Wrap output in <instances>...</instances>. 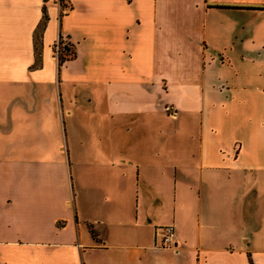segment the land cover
<instances>
[{"label":"crops","instance_id":"0c3cea01","mask_svg":"<svg viewBox=\"0 0 264 264\" xmlns=\"http://www.w3.org/2000/svg\"><path fill=\"white\" fill-rule=\"evenodd\" d=\"M64 1L0 0V264H264V0Z\"/></svg>","mask_w":264,"mask_h":264},{"label":"built area","instance_id":"2783aa9c","mask_svg":"<svg viewBox=\"0 0 264 264\" xmlns=\"http://www.w3.org/2000/svg\"><path fill=\"white\" fill-rule=\"evenodd\" d=\"M64 0H58L59 8H60V15L66 11L64 10L65 7ZM66 38H59L56 40L54 44V53L55 57L59 60V56L63 55L68 48H70V44L65 40ZM157 233L159 234V246L161 247H170L174 237V230L172 226H161L157 228Z\"/></svg>","mask_w":264,"mask_h":264},{"label":"trees","instance_id":"16d2710c","mask_svg":"<svg viewBox=\"0 0 264 264\" xmlns=\"http://www.w3.org/2000/svg\"><path fill=\"white\" fill-rule=\"evenodd\" d=\"M43 10H44V8H43ZM43 18L46 19L45 12L43 14ZM70 53H71V55H70ZM74 56H75V51L73 50V48L72 47L68 48L67 51L65 52V55L59 56V65H61L64 61L73 58ZM92 233L95 234L94 232H92Z\"/></svg>","mask_w":264,"mask_h":264},{"label":"rangeland","instance_id":"374dc122","mask_svg":"<svg viewBox=\"0 0 264 264\" xmlns=\"http://www.w3.org/2000/svg\"><path fill=\"white\" fill-rule=\"evenodd\" d=\"M69 7H70V5H69V4H67V3H65L64 10H68V9H69ZM54 44H55V43H54ZM63 55H65V53H64ZM70 55H71V53H70Z\"/></svg>","mask_w":264,"mask_h":264}]
</instances>
